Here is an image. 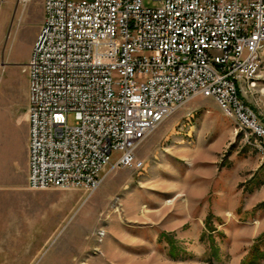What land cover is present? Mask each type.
Segmentation results:
<instances>
[{"label":"built area","instance_id":"2783aa9c","mask_svg":"<svg viewBox=\"0 0 264 264\" xmlns=\"http://www.w3.org/2000/svg\"><path fill=\"white\" fill-rule=\"evenodd\" d=\"M149 1L157 7L42 0L25 67L31 190L92 195L109 172L143 169L138 149L200 98L264 140V125L242 100L264 67V0Z\"/></svg>","mask_w":264,"mask_h":264},{"label":"rangeland","instance_id":"374dc122","mask_svg":"<svg viewBox=\"0 0 264 264\" xmlns=\"http://www.w3.org/2000/svg\"><path fill=\"white\" fill-rule=\"evenodd\" d=\"M43 20L42 0L0 1V113L21 102L9 76L26 77ZM242 100L264 125V67ZM3 138L0 123V264H264V140L213 99L167 119L137 151L144 168L109 172L92 195L31 190L20 141L7 177Z\"/></svg>","mask_w":264,"mask_h":264},{"label":"crops","instance_id":"0c3cea01","mask_svg":"<svg viewBox=\"0 0 264 264\" xmlns=\"http://www.w3.org/2000/svg\"><path fill=\"white\" fill-rule=\"evenodd\" d=\"M24 21L25 20L23 17L21 23H19L17 26V31H20L22 29ZM38 36L39 34L35 32L30 41V45H26L27 48L24 57L26 61L25 63H27L26 65H28L31 59L32 51L34 49ZM17 83L19 85V89L16 92L15 89ZM8 88V90H10L11 92V97H13L16 93L20 94L21 102L18 106L16 104L7 106L8 103L5 107L4 104L3 106H1L3 110H1L0 113V123L2 125L3 133L6 135V138H3L1 143L3 146L4 144L6 146L5 155L3 153V156H5V158H3L2 169L5 170L6 176L8 177L10 174L11 159L18 154L17 146L18 141H20L22 159L26 162L29 178V121L28 114H26L29 106V76L26 75V77H21V79L18 80V73L12 71L8 80ZM15 159L17 161V158Z\"/></svg>","mask_w":264,"mask_h":264}]
</instances>
